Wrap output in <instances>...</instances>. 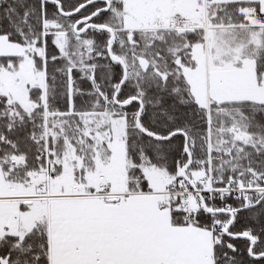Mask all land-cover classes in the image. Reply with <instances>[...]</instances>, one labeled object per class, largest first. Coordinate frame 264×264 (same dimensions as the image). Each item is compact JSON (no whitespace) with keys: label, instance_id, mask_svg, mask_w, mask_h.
<instances>
[{"label":"snow or ice","instance_id":"6c2138e0","mask_svg":"<svg viewBox=\"0 0 264 264\" xmlns=\"http://www.w3.org/2000/svg\"><path fill=\"white\" fill-rule=\"evenodd\" d=\"M0 264H264V0H0Z\"/></svg>","mask_w":264,"mask_h":264}]
</instances>
